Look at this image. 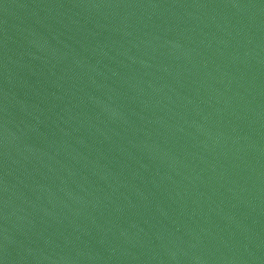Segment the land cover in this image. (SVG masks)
<instances>
[{
  "label": "water",
  "instance_id": "1",
  "mask_svg": "<svg viewBox=\"0 0 264 264\" xmlns=\"http://www.w3.org/2000/svg\"><path fill=\"white\" fill-rule=\"evenodd\" d=\"M0 264H264V0H0Z\"/></svg>",
  "mask_w": 264,
  "mask_h": 264
}]
</instances>
